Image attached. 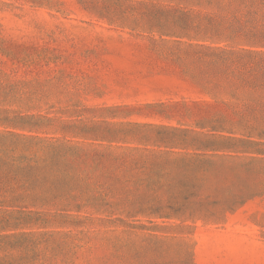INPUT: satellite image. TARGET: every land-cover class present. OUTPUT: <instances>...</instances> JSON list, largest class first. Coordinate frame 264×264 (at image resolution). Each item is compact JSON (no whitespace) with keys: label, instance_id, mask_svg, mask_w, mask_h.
<instances>
[{"label":"rangeland","instance_id":"obj_1","mask_svg":"<svg viewBox=\"0 0 264 264\" xmlns=\"http://www.w3.org/2000/svg\"><path fill=\"white\" fill-rule=\"evenodd\" d=\"M148 1L0 0V135L61 139L84 154L159 151L148 142L157 126L230 116L228 95L174 59L200 42L160 34ZM249 139L257 145L225 154L250 170L224 187L257 195L219 221L8 208L0 236L44 237L48 264H264V138Z\"/></svg>","mask_w":264,"mask_h":264},{"label":"trees","instance_id":"obj_2","mask_svg":"<svg viewBox=\"0 0 264 264\" xmlns=\"http://www.w3.org/2000/svg\"><path fill=\"white\" fill-rule=\"evenodd\" d=\"M152 1L145 16L160 34L200 42L174 59L209 93L228 95L230 116L191 129L157 126L148 142L164 148L159 151L84 154L61 139L0 135V209L219 221L257 195L224 187L242 182L250 170L225 153L247 152L257 145L250 137L264 138V0ZM87 158L91 165L83 164ZM47 243L44 237L0 236V264H48Z\"/></svg>","mask_w":264,"mask_h":264}]
</instances>
